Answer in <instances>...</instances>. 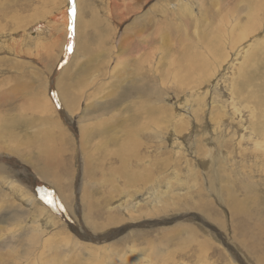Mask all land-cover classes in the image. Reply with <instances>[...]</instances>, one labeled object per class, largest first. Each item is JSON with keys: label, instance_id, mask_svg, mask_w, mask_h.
Returning <instances> with one entry per match:
<instances>
[{"label": "rangeland", "instance_id": "374dc122", "mask_svg": "<svg viewBox=\"0 0 264 264\" xmlns=\"http://www.w3.org/2000/svg\"><path fill=\"white\" fill-rule=\"evenodd\" d=\"M114 2L0 0V264H264V0Z\"/></svg>", "mask_w": 264, "mask_h": 264}, {"label": "bare ground", "instance_id": "6f19581e", "mask_svg": "<svg viewBox=\"0 0 264 264\" xmlns=\"http://www.w3.org/2000/svg\"><path fill=\"white\" fill-rule=\"evenodd\" d=\"M118 1L119 0H115V2H114V5L113 6H115V7H121V5H119L118 4ZM132 1H134V0H132ZM137 1H139V0H137ZM143 5V4H142ZM50 17H51V22H52V25L53 26H56V28L58 29V31L61 33L60 34V37H59V40L58 41H63V40H65V28H66V35H67V28H68V25H69V15H68V12H67V8H66V6H63V7H61V8H59V10L56 12V11H53L52 12V14L50 13ZM124 18V16H121L120 17V19H123ZM103 21H104V19L102 18V16L101 15H99L98 13H95L92 17H91V19H90V22L91 23H89V24H87L90 28H97V27H99L102 23H103ZM44 25V24H43ZM104 27H107V26H104ZM108 28V27H107ZM52 29L54 30V27H52ZM40 30H42V29H40V26H38L37 27V31L36 32H39ZM94 31V30H93ZM140 32H141V30H139ZM96 32V31H95ZM111 35V34H110ZM118 36H120L119 35V31H117V34H116V37L114 38V44H113V46L112 47H107V45H109V42H110V39L112 40V37L110 38V37H105V38H103L102 40H101V43H102V47H99V50H100V54L102 55V56H104V57H107V59H108V61H111V60H116V53H117V51L118 50H120L121 48L120 47H117L116 45H115V40H116V38H118L119 39V42H120V40H121V37L123 36V34L120 36V37H118ZM68 39V38H67ZM17 41H20V39L19 40H17ZM67 41V40H66ZM120 44V43H119ZM151 45V43H149V42H147V48L149 47ZM62 49V48H61ZM62 51V50H61ZM62 53V52H61ZM156 52H155V50H151L150 51V53H149V56H150V60L155 56L154 54H155ZM62 60H63V57L61 58ZM61 61V60H60ZM17 64L18 65H21V66H23V65H26V63H23V62H19V61H17ZM28 64V63H27ZM119 64V62L116 64V65H118ZM11 65H13L12 63H10V64H7L6 66L8 67V68H10V66ZM30 68H32V67H30ZM9 80V78H7V79H5L4 80V82H3V80H1L0 81V87H2L3 85H4V83H6L7 81ZM151 83V82H150ZM85 83L83 82V80L81 81V85H84ZM152 85H153V83H152ZM49 86H50V84L48 85V87H47V91L46 92H48V89H50L49 88ZM161 86L163 87V85L161 84ZM154 92H155V94L157 95V96H161L162 95V93H163V89H161V88H157V86H154L153 85V89H152ZM54 94V93H53ZM49 97H48V94H47V98L45 97V98H43L42 99V101H44L45 103H49V105H50V98L48 99ZM61 101V99H59V101L58 102H60ZM60 104V103H59ZM36 107H37V109H36V112L38 111V109H40L41 107H40V105H36ZM41 110V109H40ZM45 110V108H43L42 109V112ZM46 111V110H45ZM44 113V112H43ZM45 113H47V112H45ZM104 114H107L108 116H110L108 119L109 120H112V118L114 117V115H113V112H111V111H109V110H105V112H104ZM43 115V114H42ZM45 117V119H43ZM42 119H43V122H46L47 124H49V118H48V116H44ZM16 118H15V116L13 117H10L8 120H6V122H16V120H15ZM5 122V123H6ZM14 132L13 131H8V135H9V137H10V140H15V138L17 137V136H19V135H17L16 137L14 136ZM0 135H4V133H0ZM50 135V134H49ZM47 137H48V135H47ZM50 137H51V135H50ZM19 138V137H18ZM21 138V137H20ZM19 138V139H20ZM52 138V137H51ZM22 139V138H21ZM53 139V138H52ZM66 139V138H65ZM21 142H27V139L26 138H24V140H20ZM28 143H29V140H28ZM53 144H54V142H53ZM3 152H5L4 150H2L1 148H0V176H4V177H6L7 178V182L8 183H10V184H13V185H15V186H17L18 187V189H19V191H21V193H23V191H26L25 190V188H23L22 186H21V184H20V182H19V176L21 177V175H20V173H22L21 172V170L20 169H18V170H15V169H12L6 162H5V160L6 159H3V158H5V156H4V154H3ZM50 152V151H49ZM51 153V152H50ZM6 154H7V152H6ZM109 156H115L116 158H118V159H121V152H120V150H117L116 152H111L110 154H108ZM45 156V158H46V163L48 164V166H51V165H53V163H52V161L49 159L50 158V154H45L44 155ZM3 159V160H2ZM34 169V168H33ZM34 171H35V169H34ZM38 175V177L40 178L41 177V173L40 174H37ZM41 179V178H40ZM144 179L143 178H141V177H137V178H135L134 180L132 179L131 181H130V184H132V183H134L135 184V187H134V185H133V187H134V189H136L138 186V184L139 183H141L142 181H143ZM132 182V183H131ZM41 185H43L42 183H41ZM32 188H33V190H34V195H32V194H29V192H28V196H26V195H24L25 197L24 198H34V196H35V194H37L39 191H36V188H39L40 190L42 189L41 188V186H40V183H37L36 182V184H34V187H33V184L32 185H30ZM132 186V185H131ZM43 190V189H42ZM114 195L116 194V192L118 193L119 192V188H118V186L116 185V188L114 189ZM3 193V191L1 190V188H0V194H2ZM40 193V192H39ZM4 194V193H3ZM36 196H38V195H36ZM35 196V198H37ZM61 201V204H57V206L56 207H61V206H63L64 204V202H63V200L61 199L60 200ZM22 203H23V198H22ZM63 204V205H62ZM57 210V209H56ZM83 229V228H82ZM176 230V228L174 229V231ZM177 230H178V228H177ZM119 233V232H118ZM110 234H112V233H110ZM88 237V236H87ZM97 237H99V236H97ZM94 239V238H93ZM95 239H96V237H95ZM99 239V238H98ZM75 241V240H74ZM73 242V241H72ZM76 242V241H75ZM78 242V241H77ZM77 246H78V244H77ZM83 248V247H82ZM86 248V247H85ZM87 248H91L90 249V251H93L94 249L96 250L97 248H95V247H93V246H87ZM59 250V249H58ZM14 251V250H13ZM58 252V251H57ZM60 252V251H59ZM242 264H244L243 262H241Z\"/></svg>", "mask_w": 264, "mask_h": 264}, {"label": "snow or ice", "instance_id": "6c2138e0", "mask_svg": "<svg viewBox=\"0 0 264 264\" xmlns=\"http://www.w3.org/2000/svg\"><path fill=\"white\" fill-rule=\"evenodd\" d=\"M68 15H69V33L71 37H74L76 30V17H77L76 0H69ZM72 50H73V44L70 39L68 44V51H72ZM48 202L51 203V201Z\"/></svg>", "mask_w": 264, "mask_h": 264}, {"label": "clouds", "instance_id": "9594fccd", "mask_svg": "<svg viewBox=\"0 0 264 264\" xmlns=\"http://www.w3.org/2000/svg\"><path fill=\"white\" fill-rule=\"evenodd\" d=\"M45 186V185H44ZM46 187V186H45ZM42 189H44V190H47V187L46 188H44V187H41ZM40 197H41V195H40Z\"/></svg>", "mask_w": 264, "mask_h": 264}]
</instances>
